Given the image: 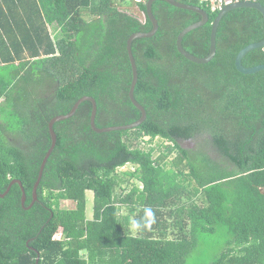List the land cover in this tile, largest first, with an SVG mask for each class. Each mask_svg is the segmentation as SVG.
I'll return each mask as SVG.
<instances>
[{
	"label": "trees",
	"instance_id": "trees-1",
	"mask_svg": "<svg viewBox=\"0 0 264 264\" xmlns=\"http://www.w3.org/2000/svg\"><path fill=\"white\" fill-rule=\"evenodd\" d=\"M176 1L209 15L183 40L190 54L207 57L219 12L200 0ZM147 2L0 0V264H264V71L243 75L235 66L242 49L264 39L254 9L223 17L217 54L199 65L178 52L177 38L202 16L155 2L158 33L133 42L135 98L147 120L99 134L90 124L93 105L84 102L54 126L57 147L34 206L23 208L18 184L5 194L19 180L31 205L52 144L49 123L81 98L96 100L98 128L141 119L129 97L127 41L153 30ZM133 5L141 14L130 12ZM49 27L64 38L57 33L54 41ZM262 64L264 49L243 60L248 68ZM146 138L170 145L145 148ZM193 140L202 150L183 147ZM129 165L135 171L126 175L142 188L118 195L126 183L118 170ZM87 192L94 194L90 220ZM63 201L74 207L61 208ZM148 207L155 223L132 235V216L140 220Z\"/></svg>",
	"mask_w": 264,
	"mask_h": 264
},
{
	"label": "water",
	"instance_id": "water-1",
	"mask_svg": "<svg viewBox=\"0 0 264 264\" xmlns=\"http://www.w3.org/2000/svg\"><path fill=\"white\" fill-rule=\"evenodd\" d=\"M159 0H148L147 4H146V14L148 16V18L150 19V21L152 22L153 25V30L150 33H135L132 36H130V38L127 41V52L129 55V59L131 62V66H132V72H133V79H132V83H131V87H130V91H129V97L131 102L133 103V105L142 113V117L140 120H138L137 122L130 124V125H124V126H115V127H108V128H98L96 126V118H97V113H98V106H97V102L94 98L91 97H83L81 98L73 107L72 111L68 114V115H61V116H57L54 119H52V121H50L49 123V131H50V135H51V140H52V144L51 147L46 155V157L43 160V163L41 165V169L39 172V176H38V180L33 188V201L31 203V205L29 207H26V202H27V195L26 192L23 188V184L21 181L19 180H14L12 181V183L10 184V186L8 187V190L6 191L5 194H8L9 191L11 190V188L15 185L18 184L23 192L22 195V206L23 208H25L26 210L31 209L35 202L38 200L37 197V190L38 187L40 186V183L42 181L43 175H44V171L46 168V165L51 157V155L53 154V152L55 151L56 147H57V135L56 132L54 130V126L56 123L58 122H62L65 120H68L70 118H72L76 112L78 111L79 107L86 101H89L92 103L93 105V110H92V114H91V119H90V124H91V128L96 132V133H109V132H114V131H131L134 130L138 127H140L146 120H147V112L145 110V108L136 100L135 98V89L139 80V73H138V68H137V64H136V60L134 58L133 55V42L136 39H148V38H152L154 37L158 31H159V23L158 20L156 19V17L153 14V4L155 2H157ZM166 1L167 3H169L170 5L179 8V9H183V10H188V11H193L196 13H199L202 16L201 21L190 25L189 27H187L186 29H184L178 36L177 38V49L178 52L184 56L187 60L195 63V64H199V65H206L209 64L210 62H212L217 54V33H218V28L219 25L223 19V17L229 13L232 10L235 9H240V8H250V9H254L257 10L258 12H260L263 16L264 19V5L262 3H252V2H240V3H235L232 5H229L227 7H225L224 9H222L217 18L214 20L213 24H212V30H211V38H210V53L207 57L205 58H199L196 57L192 54H190L188 51L185 50V48L183 47V40L186 37L187 34H189L190 32L199 29L203 26H205L208 22H209V15L207 14V12L198 6H192V5H186L184 3H181L179 1L176 0H163ZM258 49H264V39L260 42H256V43H252L248 46H246L244 49H242L239 54L237 55L236 59H235V66L236 69L239 73L243 74V75H254L257 74L259 72L264 71V64L262 65H258L255 67H245L243 65V60L244 58L252 51L254 50H258ZM5 195H3L4 197ZM39 262V259L37 260V264Z\"/></svg>",
	"mask_w": 264,
	"mask_h": 264
},
{
	"label": "rangeland",
	"instance_id": "rangeland-1",
	"mask_svg": "<svg viewBox=\"0 0 264 264\" xmlns=\"http://www.w3.org/2000/svg\"><path fill=\"white\" fill-rule=\"evenodd\" d=\"M136 3H138V2H136ZM130 12L131 13H137V15L141 14V13H139L138 8H137L136 5H133L131 7V11ZM49 31H51V30H49ZM54 32L55 33H59L58 30L57 31H54ZM57 36H56V39H58ZM58 37H62V39H63L64 38V35L63 34L61 35V33H59V36ZM40 90H43V88H40ZM148 140H149L148 138H146L145 140H143V142L141 143L143 145V147H145V148L156 147L157 148V147H160L162 145L161 148L158 149V150H160V152L161 151H164V148L166 147V145H170L169 142L163 141L161 139H156L155 141L151 142V144H147ZM200 142H201L200 140H197V141L196 140H193V141H190V142H183L182 144H183V147H185L186 149H191L193 151H199V150H202V148L199 146L200 145ZM203 150L205 152H207V153L209 152V150H212L213 153H214V151H216L213 148L210 149L208 147L207 148H204ZM176 155H177V153L175 152L167 160V162H171L173 159H175L176 158ZM158 156H159V152L155 155V158L158 157ZM167 167L169 168V166H167ZM134 171H135V167H133L132 165L126 166V167L118 170L119 176L122 179H125L126 180V183L122 184V186L117 189V192L116 193L118 195L126 196L131 191L133 185L142 188V185L139 182H137L135 180H132V179H129V177L126 175V173H128V172H134ZM194 185H195V182L193 181L192 182V186H194ZM86 197H87L86 216H87V219L90 220V219L93 218V213H94V211H93V206H94V203H93L94 202V194H93V192H87ZM73 207H74V204L72 202H69V201L64 202L63 201L61 203V208H63V209H71ZM121 213L124 214V215H127L128 214L127 210H125V209H123L121 211ZM134 216H135V214L132 216V219L135 218ZM130 233L132 235H134L131 232V230H130ZM135 235H138V234H135Z\"/></svg>",
	"mask_w": 264,
	"mask_h": 264
},
{
	"label": "clouds",
	"instance_id": "clouds-1",
	"mask_svg": "<svg viewBox=\"0 0 264 264\" xmlns=\"http://www.w3.org/2000/svg\"><path fill=\"white\" fill-rule=\"evenodd\" d=\"M155 223V214L153 210L148 207L144 209V215L140 220L135 218L130 220V230L135 235L140 233L142 230L150 229Z\"/></svg>",
	"mask_w": 264,
	"mask_h": 264
},
{
	"label": "built area",
	"instance_id": "built-area-1",
	"mask_svg": "<svg viewBox=\"0 0 264 264\" xmlns=\"http://www.w3.org/2000/svg\"><path fill=\"white\" fill-rule=\"evenodd\" d=\"M138 3L144 2V0H135ZM264 0H200L201 4H207L213 12H220L225 7L240 3V2H252V3H262Z\"/></svg>",
	"mask_w": 264,
	"mask_h": 264
},
{
	"label": "crops",
	"instance_id": "crops-1",
	"mask_svg": "<svg viewBox=\"0 0 264 264\" xmlns=\"http://www.w3.org/2000/svg\"><path fill=\"white\" fill-rule=\"evenodd\" d=\"M49 29L51 30L50 33L52 35V38H54V41H57L56 40V36H57V33H55L54 31H56V27H49ZM3 55L0 53V58L2 57ZM16 65H18V62L16 63Z\"/></svg>",
	"mask_w": 264,
	"mask_h": 264
}]
</instances>
